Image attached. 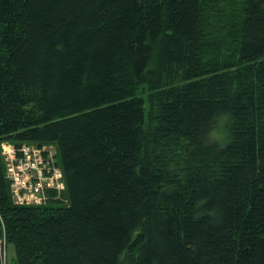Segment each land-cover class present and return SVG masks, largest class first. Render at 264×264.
<instances>
[{
	"label": "trees",
	"instance_id": "16d2710c",
	"mask_svg": "<svg viewBox=\"0 0 264 264\" xmlns=\"http://www.w3.org/2000/svg\"><path fill=\"white\" fill-rule=\"evenodd\" d=\"M3 142L63 173L17 207L0 152L17 264H264V0H0Z\"/></svg>",
	"mask_w": 264,
	"mask_h": 264
},
{
	"label": "built area",
	"instance_id": "2783aa9c",
	"mask_svg": "<svg viewBox=\"0 0 264 264\" xmlns=\"http://www.w3.org/2000/svg\"><path fill=\"white\" fill-rule=\"evenodd\" d=\"M0 149L13 205H45L51 199L48 192L56 193L55 199L61 198L63 173L56 164V151L52 146L22 144L16 147L3 142ZM7 246L5 225L0 217V264L6 263Z\"/></svg>",
	"mask_w": 264,
	"mask_h": 264
},
{
	"label": "rangeland",
	"instance_id": "374dc122",
	"mask_svg": "<svg viewBox=\"0 0 264 264\" xmlns=\"http://www.w3.org/2000/svg\"><path fill=\"white\" fill-rule=\"evenodd\" d=\"M9 192H10V189H9ZM10 198H11V196H10ZM5 264H17L16 263V256H15V249H14L13 245L8 244V246H7L6 263Z\"/></svg>",
	"mask_w": 264,
	"mask_h": 264
},
{
	"label": "bare ground",
	"instance_id": "6f19581e",
	"mask_svg": "<svg viewBox=\"0 0 264 264\" xmlns=\"http://www.w3.org/2000/svg\"><path fill=\"white\" fill-rule=\"evenodd\" d=\"M10 189V188H9ZM33 207V206H32Z\"/></svg>",
	"mask_w": 264,
	"mask_h": 264
}]
</instances>
